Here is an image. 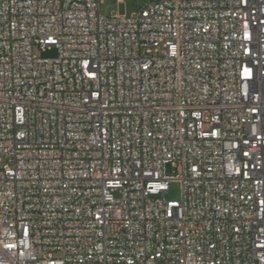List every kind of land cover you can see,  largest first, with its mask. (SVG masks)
<instances>
[{"label":"built area","instance_id":"obj_1","mask_svg":"<svg viewBox=\"0 0 264 264\" xmlns=\"http://www.w3.org/2000/svg\"><path fill=\"white\" fill-rule=\"evenodd\" d=\"M104 1L0 0V264H264V0Z\"/></svg>","mask_w":264,"mask_h":264},{"label":"rangeland","instance_id":"obj_2","mask_svg":"<svg viewBox=\"0 0 264 264\" xmlns=\"http://www.w3.org/2000/svg\"><path fill=\"white\" fill-rule=\"evenodd\" d=\"M146 1L139 0H125L124 3H119L117 0H105L100 5V13L105 17H110L114 14L126 15L131 17L139 10V6L143 5ZM41 56L45 59H56L58 57V51L56 48L47 49L46 52L42 53ZM168 175H173L172 167L168 166ZM118 198V194H116ZM166 200L169 202L181 201V185L179 182H173L170 185V190L166 194Z\"/></svg>","mask_w":264,"mask_h":264}]
</instances>
